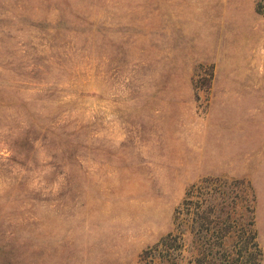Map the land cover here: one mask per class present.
<instances>
[{"label":"rangeland","instance_id":"1","mask_svg":"<svg viewBox=\"0 0 264 264\" xmlns=\"http://www.w3.org/2000/svg\"><path fill=\"white\" fill-rule=\"evenodd\" d=\"M0 264H264V0H0Z\"/></svg>","mask_w":264,"mask_h":264}]
</instances>
